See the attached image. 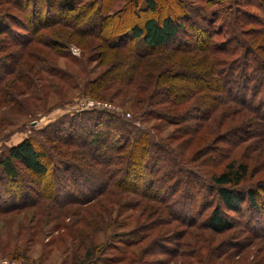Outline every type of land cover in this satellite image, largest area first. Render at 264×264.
Returning <instances> with one entry per match:
<instances>
[{"label": "rangeland", "instance_id": "374dc122", "mask_svg": "<svg viewBox=\"0 0 264 264\" xmlns=\"http://www.w3.org/2000/svg\"><path fill=\"white\" fill-rule=\"evenodd\" d=\"M28 1L0 0V31L3 27L10 28L9 32L0 33V158L11 146L27 138L46 154L45 161L51 171L55 167L63 168L68 165L67 162L74 157L73 146L64 145L57 137L65 135L70 128H78L79 125L85 127L87 119L81 113L94 111L85 107V102L88 101L110 104L123 119L148 129L150 140L158 142L165 149L151 178L146 177L145 181L139 182L137 193L121 190L119 199L123 204L121 207L111 208L112 222L100 223L102 229L94 232L89 231L82 223L70 224L71 219L68 218L64 219V224H70L67 230L56 229L57 222L53 219L44 218L36 226L37 221L42 220L37 208L49 203L48 199L38 201L40 204L34 203L7 211L12 206V193L10 195L4 192L9 189L18 190L20 184L34 188V182L40 180L41 176L19 167L18 183L11 185L0 170V258L22 264H248L261 258L264 264V238L244 231L246 222L249 227L255 225L264 228V188H260L264 186L262 111L258 114L243 111L247 114L244 123L239 121L242 114L240 110L231 112L233 116H228L224 121L217 110L212 115L213 119L204 125L195 123L193 118L176 125L156 118V111L163 112L168 117L171 115L162 104L153 105L145 100L137 103L139 94L133 88V83L129 85L116 82L106 76L112 69V64L105 63V54L96 38L80 36V47L74 42L75 34L70 28L56 24L38 31L37 36L47 40L70 32L73 35L67 41L64 40L66 43L59 42L57 47L44 49L40 47L43 43L35 41L31 47H38L29 49V54L27 51L22 53L21 45L12 44L18 42L21 34H27L28 31L11 25L9 16L21 17L17 6L20 3L30 4ZM36 1H54L57 4L65 0ZM70 1L77 4L79 12L62 8L57 11L55 5L50 13L57 18H64V22L65 19L70 22L75 19L96 28L99 13L95 9L100 3H108L109 0ZM157 2L160 7L158 14L184 11L191 18L198 15L203 20H208L214 26L212 36L217 42L231 36L229 17L234 8L231 9L228 1ZM86 3H91L93 7L82 10ZM109 3L111 6L109 10L105 9V14L114 13L115 16L107 20L108 30L114 29L113 22L121 15L130 17L128 9L124 10L125 7L136 5L133 8V18L136 21L150 15L144 0H110ZM44 9L41 5V15H44ZM200 26H205V23ZM200 44L197 42L196 45ZM135 48L141 49V46L135 44ZM171 48L173 47L168 46L165 50ZM235 57L236 55L230 56ZM101 76L107 77L103 79L104 85L89 92L88 84ZM259 96L262 95L258 92L254 103ZM247 98L252 99V94L249 93ZM231 107L240 109L233 105ZM95 113L98 112L91 113L92 118L107 120L100 113ZM184 125L193 132V144L189 148L181 145L184 156L178 158L177 155L173 159L174 154H169L168 151L171 149L175 153L179 148H175L177 144L188 136H182L177 131ZM236 129L240 131L234 132ZM226 133L229 137L223 139L222 136ZM115 139L121 142L118 137ZM231 158L246 164L247 175L240 183V189L246 190L248 186L255 188L260 213L250 212L247 204L240 214L227 212L235 224L240 222L242 225L218 234L204 225V220L214 205L219 203L210 178L212 174L220 172ZM49 175L50 171L43 181ZM84 190L80 192L77 188L71 192L84 200L88 196V190ZM54 193L59 195L56 190ZM149 194L163 202L159 203L152 197L145 196ZM21 196L16 195L17 202L21 200ZM60 196L61 194V200ZM167 206L171 207L173 215L169 213ZM73 208L78 209L80 206L74 205ZM149 221H155L156 224L148 232L145 227ZM256 233L260 234L258 230Z\"/></svg>", "mask_w": 264, "mask_h": 264}, {"label": "trees", "instance_id": "16d2710c", "mask_svg": "<svg viewBox=\"0 0 264 264\" xmlns=\"http://www.w3.org/2000/svg\"><path fill=\"white\" fill-rule=\"evenodd\" d=\"M220 1H228L231 9L234 8L229 17L231 36L221 42L214 40V26L208 20H203L198 15L191 18L184 11L158 14L160 7L157 0H144L150 15L138 21L133 18V8L136 5L125 7L124 10L128 9L130 17L121 15L113 22L114 29L110 30L106 28L107 20L115 16L114 13L105 14L111 6L110 0L108 3H100L95 9L99 13L96 28L75 19L71 22L65 19L64 22V18H57L50 13L55 5L57 11L62 8L79 12L75 2L65 0L55 4L54 1L41 3L29 0L30 4L20 3L17 6L21 17L9 16L11 25L28 31L27 34H21L18 42L12 44L21 45L22 53L27 51L28 54L29 49L38 47H31L35 41L43 43L40 47L44 49L57 47L59 42L66 43L64 40L67 41L73 34H58L56 38L45 40L44 37L37 36V33L60 24L73 31L74 42L80 47V36L94 37L99 41L105 54V63L112 64V69L106 76L116 82L129 85L133 83V88L139 94L137 103L145 100L153 105L162 104L171 115L168 117L165 113L156 111V118L174 125L193 118L195 123L204 125L213 119L212 115L217 110L223 116V121L236 110L242 112L240 123L247 119V114L243 112L246 110L257 114L262 111L261 116L264 118V0ZM41 5L45 8L44 15L40 12ZM92 7L91 3H86L82 10ZM201 23H205V26H200ZM9 30L10 28L3 27L0 33ZM197 42L201 44L198 46ZM135 44H139L141 49H136ZM168 46L173 48L166 51ZM234 55L235 58H230ZM106 76L92 80L88 84L89 92L101 88ZM258 92L262 96H259L255 104ZM249 93L252 94V99L247 98ZM231 105L240 109L232 108ZM90 110L94 111L81 113L87 119L85 127L79 125L78 128H70L65 135L57 137L64 145L73 146L74 157L63 168L53 166L55 170L51 171L45 161L46 154L27 138L11 146L0 158V170L11 185L18 183L19 167L41 176L40 180L34 182V188L20 184L18 190L5 189V194L12 193V206L7 211L48 199L49 203L45 206L38 204L37 212L42 220H38L36 226L45 218L56 220V229L67 230L70 224L82 223L89 231L94 232L102 229L100 223L112 222L111 208L121 207L123 204L119 199L121 190L137 193L139 182L145 181L146 177L151 178L165 148L150 140L148 129L135 126L131 120L123 119L117 112ZM92 112L100 113L108 121L92 118ZM177 131L182 136H188L175 147H179L177 153H173L171 149L168 151L169 154H174L173 159L177 155L178 158L184 156L182 147L189 148L194 140L193 132L188 126L184 125ZM238 131L240 130H234ZM115 137L121 142H117ZM222 137L226 139L229 136L226 133ZM181 145L183 146L180 147ZM49 171L50 175L43 181ZM246 175V164L233 158L227 160L220 172L211 175L210 180L219 203L214 205L204 220L205 227L218 234L236 226L241 227L242 224H235L227 212L240 214L246 204L250 212L260 213L255 188L248 186L246 190L240 189V183L245 180ZM68 187L70 188L67 189ZM154 187L158 188L156 185ZM77 188L80 192L88 190V196L84 200L71 192ZM55 190L61 194V200L54 193ZM17 194L22 195L19 202L16 200ZM145 196L152 197L159 203L163 202L152 194ZM74 205H79L80 208H73ZM168 211L173 215L171 207H168ZM65 218L71 219L70 224H64ZM155 224V221H149L145 229L149 232ZM244 225L247 233L264 238L263 227H249L247 222ZM256 229L260 234L256 233ZM248 264H263V261L258 258Z\"/></svg>", "mask_w": 264, "mask_h": 264}, {"label": "built area", "instance_id": "2783aa9c", "mask_svg": "<svg viewBox=\"0 0 264 264\" xmlns=\"http://www.w3.org/2000/svg\"><path fill=\"white\" fill-rule=\"evenodd\" d=\"M85 107H89L92 109H104V110H115L110 104L108 103H100L98 101H88L85 102ZM117 110H115L116 112ZM0 264H22L18 261L11 260L8 258H0Z\"/></svg>", "mask_w": 264, "mask_h": 264}]
</instances>
